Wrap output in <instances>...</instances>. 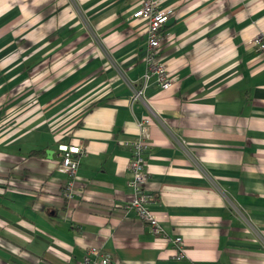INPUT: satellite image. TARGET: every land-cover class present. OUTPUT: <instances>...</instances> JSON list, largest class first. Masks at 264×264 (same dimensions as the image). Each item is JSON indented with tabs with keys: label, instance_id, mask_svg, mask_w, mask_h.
<instances>
[{
	"label": "crops",
	"instance_id": "obj_1",
	"mask_svg": "<svg viewBox=\"0 0 264 264\" xmlns=\"http://www.w3.org/2000/svg\"><path fill=\"white\" fill-rule=\"evenodd\" d=\"M143 1L0 0V264H78L94 248L107 264H264V0H159V58L179 78L132 103ZM143 116L162 233L128 205L122 140ZM61 143L84 146L74 177Z\"/></svg>",
	"mask_w": 264,
	"mask_h": 264
},
{
	"label": "built area",
	"instance_id": "obj_2",
	"mask_svg": "<svg viewBox=\"0 0 264 264\" xmlns=\"http://www.w3.org/2000/svg\"><path fill=\"white\" fill-rule=\"evenodd\" d=\"M171 14V8H161L159 0H144L142 4L136 8L133 13L135 18H143L147 27V46L145 53L146 69L144 72L143 83L134 90L132 95V103L143 99L145 90L152 78L162 88H170L178 80L177 74H171L166 64L160 60L159 55L163 47L167 34L164 27L168 22ZM260 52H264V31L258 32L254 38ZM138 121L139 134L136 137H127L123 139V144L127 146L131 152L130 170L133 178L131 184L135 188L133 199L129 202V206L135 208L140 216L149 222L151 229L156 233H162L158 216L150 209V204L154 202L155 197L147 188L149 180V162L148 154L151 145L150 126L152 118L150 116H143ZM60 169L69 176L74 177L80 165L81 155L85 152L82 144H68L61 143L58 146ZM67 186L65 190L66 195L73 196V191L68 179L65 182ZM175 242L178 252L176 256L181 258L185 255L184 240L182 237L172 238ZM99 249H91L85 257L78 264H107L110 261L108 253L102 254L101 259H93V255H99Z\"/></svg>",
	"mask_w": 264,
	"mask_h": 264
},
{
	"label": "water",
	"instance_id": "obj_3",
	"mask_svg": "<svg viewBox=\"0 0 264 264\" xmlns=\"http://www.w3.org/2000/svg\"><path fill=\"white\" fill-rule=\"evenodd\" d=\"M50 151H52V149H48L47 152L50 153Z\"/></svg>",
	"mask_w": 264,
	"mask_h": 264
},
{
	"label": "trees",
	"instance_id": "obj_4",
	"mask_svg": "<svg viewBox=\"0 0 264 264\" xmlns=\"http://www.w3.org/2000/svg\"><path fill=\"white\" fill-rule=\"evenodd\" d=\"M38 152H40V151H38Z\"/></svg>",
	"mask_w": 264,
	"mask_h": 264
}]
</instances>
